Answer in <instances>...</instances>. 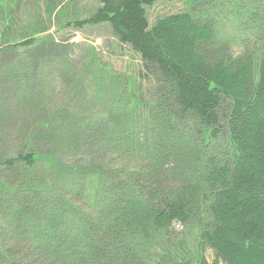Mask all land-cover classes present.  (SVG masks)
I'll list each match as a JSON object with an SVG mask.
<instances>
[{"label":"trees","instance_id":"16d2710c","mask_svg":"<svg viewBox=\"0 0 264 264\" xmlns=\"http://www.w3.org/2000/svg\"><path fill=\"white\" fill-rule=\"evenodd\" d=\"M40 1L49 15L61 0ZM158 1L99 0L61 26L106 25L140 62L128 118L109 109L107 122L87 126L119 168L95 162L105 158L87 152L97 143L71 133L60 151L38 149L68 120L49 113L28 68V50L50 37L35 36L49 28L34 11L17 34L10 0H0V52L16 54L0 68V127L29 119L17 151L0 152V264H264V0H206L220 11L197 3L150 24ZM228 19L242 34L240 54L219 33ZM61 151L92 164L68 168ZM81 175L96 178L93 190ZM176 226L199 229L198 251L186 250Z\"/></svg>","mask_w":264,"mask_h":264},{"label":"rangeland","instance_id":"374dc122","mask_svg":"<svg viewBox=\"0 0 264 264\" xmlns=\"http://www.w3.org/2000/svg\"><path fill=\"white\" fill-rule=\"evenodd\" d=\"M98 2L99 0H61L49 15L45 12L40 0H22L20 4H16V0H10L8 3V8L14 10L12 17L17 34H20L19 25L25 26L23 23L25 17H35L34 11L40 15L35 18L40 19L43 27L49 28L46 34L35 36L40 39L50 37L47 38L48 41L36 42L33 48L28 50V68L35 69V91L40 96V101L45 103L49 113L61 114L68 120L64 124L62 134L50 131L46 137L38 141V149L41 145L43 155L50 151L53 152L52 149L60 151L61 143L67 140L65 134L71 133L74 140L95 141L87 133V126L91 120H93L92 123L107 122L109 109L115 110L110 117L116 120L121 118V112L126 118L130 114V111L123 106L127 103L126 96L132 92V83L135 85L134 77L140 66L138 58L127 47L117 43L106 25L85 27L80 31L65 30L61 27L67 21L86 16L97 7ZM205 2L206 0H160L147 10L149 23L153 24L157 18L176 12H195L193 6L197 3H201L207 15L213 16L214 13L220 11L217 7L210 8L211 3L205 4ZM1 21H3L2 16H0V31ZM221 25L223 28L219 33L229 39L232 53L240 54L242 49L240 50L239 38L242 34L237 24L228 19L221 20ZM5 36L6 34L0 33V37ZM15 58L14 52H0V68ZM38 60L40 64H37ZM57 68L59 69L56 70ZM2 87L8 86L4 84ZM28 120V117L16 116L0 127V152L6 151V154H13L17 151V144L28 138L26 134L19 136L22 134L21 126ZM158 130H155L156 133L159 132ZM35 131L34 127L30 128L31 133ZM93 135L96 136V134ZM95 142L97 144L87 152L93 157L101 154L105 157L97 158L95 162L107 161L112 167L122 165L123 160L120 162L121 159L115 153L104 152V147L99 142ZM61 152V160L67 164L68 168L80 167L82 171H85L90 166L89 164H92L88 162L87 154H83V158H80L78 154L73 155L69 151ZM189 155L188 167L191 165ZM81 177L85 180L84 185L87 189L93 190L96 178L92 175H81ZM176 228L177 231L182 230L179 226ZM179 240L187 251H198L200 247L199 229L184 228ZM170 241L177 245L175 237ZM207 257L209 261L212 260L211 253L209 255L207 253Z\"/></svg>","mask_w":264,"mask_h":264}]
</instances>
